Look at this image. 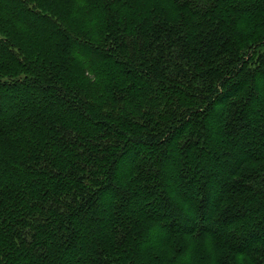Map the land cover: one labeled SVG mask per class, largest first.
<instances>
[{"label":"trees","instance_id":"obj_1","mask_svg":"<svg viewBox=\"0 0 264 264\" xmlns=\"http://www.w3.org/2000/svg\"><path fill=\"white\" fill-rule=\"evenodd\" d=\"M0 264H264V0H0Z\"/></svg>","mask_w":264,"mask_h":264},{"label":"rangeland","instance_id":"obj_2","mask_svg":"<svg viewBox=\"0 0 264 264\" xmlns=\"http://www.w3.org/2000/svg\"><path fill=\"white\" fill-rule=\"evenodd\" d=\"M126 61V60H125ZM125 61H124V63H125ZM131 77H133V76H131Z\"/></svg>","mask_w":264,"mask_h":264}]
</instances>
